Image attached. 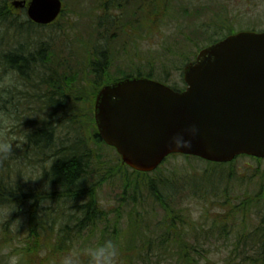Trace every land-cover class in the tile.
<instances>
[{"label":"rangeland","instance_id":"obj_1","mask_svg":"<svg viewBox=\"0 0 264 264\" xmlns=\"http://www.w3.org/2000/svg\"><path fill=\"white\" fill-rule=\"evenodd\" d=\"M13 1L0 0V6L6 4L5 12L9 13L11 21L17 25L0 27V52L18 50L31 54L42 44L43 56V51L40 53L45 61L35 64L34 68L32 66L34 70H25L30 75L26 85H23L16 73L5 71L0 66V86L5 90L0 117H14L16 126L10 135L20 138L14 141L10 155L0 157V179L8 190L15 188L21 191L20 194L33 192L44 195L52 191V183H47L43 177L44 171L51 165L49 158L55 153L66 156L74 145L82 146L81 152L85 157L91 156L101 159L105 165L111 164L109 168L119 163L115 150L106 147L94 127L92 102L96 95L90 99L86 94L94 84L96 74L88 65V54H96L107 60L108 80L112 76L122 77L121 73L149 74L153 68L155 80L165 81L166 78L167 85L182 89L185 85L179 68L182 69L186 62H183L185 58H180V54L195 57L202 47L209 45L208 38H222L229 33L244 30H264V0H62L64 9L59 19L50 26L39 28L26 23L27 19L21 10L11 6ZM221 24L225 26L223 30L218 28ZM124 30L127 34H124ZM183 38H204L205 41H199L200 48L195 50V46L183 42ZM178 44L180 49L177 48ZM163 66L169 69L167 77L162 72ZM71 76H75L73 87L83 90V95L72 97V93L64 89L63 95L57 97L62 102L61 109L56 111L47 107L48 98L54 93L50 85L58 81L65 87V81L72 80ZM9 78L15 81L14 85H6ZM20 93L26 94L28 100H22ZM89 114L91 119L88 118ZM52 121L55 127L54 140L48 149H38L33 144L28 146L26 136L30 127L33 129L35 124V128H40L47 123L50 125ZM25 122L30 123L26 125ZM94 159L85 179L79 181V186L75 188L97 185L100 177L96 173L99 163ZM187 161L194 164L193 160L177 157L163 164L160 169L164 171L165 177L174 180L206 167L201 162L190 167ZM232 169L235 177L228 181L223 176L214 185L213 182L204 185L198 179L199 174H195L189 185L185 184V192L180 191L178 186L170 187L167 191L166 185H162V191L176 198L175 207L184 209L185 215H188L187 220L197 230H206L212 222L230 220L233 208L245 199V195L256 193L260 174L264 171V160L257 162L248 157H240L235 160ZM38 175H42V178L36 181L24 180ZM121 182L120 177L106 180L96 194L99 206L110 220L115 218L119 208L117 199L122 190ZM139 195L147 201L146 205H151L144 188L139 191ZM238 197L242 199L238 200ZM32 206L33 203H29L21 208L29 209ZM62 209L61 204L49 202H41L36 206V212L45 219L51 218V211L60 212ZM119 209L125 216L127 206ZM244 209V219H256L254 208H249V211ZM158 213L162 211L158 209ZM20 216L24 217L21 212ZM20 216L18 219H21ZM72 218L71 225L76 226L73 215ZM59 222L60 219L57 225ZM14 242L12 244H16ZM225 248L224 242L217 243L208 257L215 264H226ZM7 252L9 250L2 253Z\"/></svg>","mask_w":264,"mask_h":264},{"label":"trees","instance_id":"obj_2","mask_svg":"<svg viewBox=\"0 0 264 264\" xmlns=\"http://www.w3.org/2000/svg\"><path fill=\"white\" fill-rule=\"evenodd\" d=\"M6 10V4L0 6V27L7 24L17 26L11 21L12 17L5 12ZM22 14L25 16L23 12ZM26 23L35 27L28 20ZM224 27L221 24L218 28L223 30ZM134 32H136L135 29ZM124 34H127L126 30ZM209 39L207 42L212 44L220 38ZM201 40L205 41L204 38L182 39L189 45L193 44L195 50L200 48L198 42ZM177 48L180 49L179 44ZM40 52L43 56L42 44L31 54H24L18 50L15 52L2 51L0 52V66L4 67L5 71L16 73L23 85H26L29 83L30 75L25 70H30L29 68L34 70L35 64L45 63ZM183 55L180 54V58H185L183 62L193 61V56L189 58L186 54L183 53ZM88 65L96 74L94 84L88 88L86 94L90 99L102 86L119 78L136 74L155 80L153 68L149 74L136 72L125 75L126 73H121L122 77L112 76L108 80L106 79L109 69L108 62L96 54H88ZM161 69L167 77L169 69L164 66ZM74 77L71 76L72 80L65 81L67 84L65 87L61 86L58 81L50 85L54 93L50 94L47 107L56 111L61 109L62 102L57 97L63 95L64 89H68L72 97L83 95V90L73 87ZM164 79L165 81L159 82L166 84V78ZM172 88L177 91L181 90L175 86ZM4 92V88L0 86V111L3 109ZM20 94H22V100H28L26 94ZM88 118L91 119L90 114ZM29 123L25 122L26 125ZM52 125L54 121L40 128H35L33 124V129L30 127L29 134L26 136L27 145L33 144L36 148L45 150L51 144L46 145L47 137L54 136L55 127L53 128ZM177 157L171 156L165 160V163L168 164ZM182 158L193 160V163L197 165L202 163L206 167L202 171L189 173L172 180L170 177H165L164 171L160 168L152 174H144L122 166L120 160L114 167L109 168L112 165H105L101 159L83 156L82 161L71 155V157L67 156L53 161L49 169L44 171V180L55 177L50 181L53 185L50 186L52 191H48L47 194L39 195L33 192L20 194L21 191L18 192L14 190L15 188L8 190L0 179V206L9 208L16 206L18 209L12 212L8 221L0 222V264H9V258L12 255L21 257L20 264H60L62 257L73 251L81 253L80 264H87L86 257L83 255L84 250L107 240L113 241L119 248L118 264H215L208 256L212 248L220 242L226 245L224 249L227 251L226 264H264V171L260 174V184L256 193L246 194L245 199L238 197V200H242L233 208V216L230 220L212 222L209 229L197 230L190 220H187L188 215H185L184 209L179 206L175 207L176 198L162 191V185H166L167 191L170 187L178 186L180 191L185 192V184L187 183L188 186L195 174H199L198 179L204 185L212 182L214 185L215 181L222 180L223 176L228 181L235 177V171L232 169L235 161L229 164H211L197 158ZM93 159L99 163L96 171L97 175H100L95 185L97 187L90 185L82 189L75 188L79 186V181L85 179ZM187 162L190 167L195 166L190 161ZM224 168L228 170L225 171ZM114 177H120L122 181V190L117 199L118 206L119 208L127 206L128 211L123 216L118 208L115 218L110 220L108 214L99 206L96 194L106 180H112ZM19 187L21 186H17ZM142 188L146 190L151 205H146L147 201L139 197V191ZM41 202L61 204L63 209L60 212L51 211L53 212L51 218L45 219L39 212H36V206ZM29 203H33L29 209L21 208L22 205ZM147 207L150 209L148 210ZM251 207L255 209L257 217L247 221L242 215L244 208L249 211ZM158 209L162 211L161 214L158 213ZM39 210L42 211V209ZM20 212L24 217L20 216ZM72 215L76 226L71 225ZM18 216L21 219L15 230L13 221L17 220ZM58 219L60 222L57 225ZM56 225L58 227H55ZM13 242L16 244H12ZM6 250L9 252L3 254L2 252Z\"/></svg>","mask_w":264,"mask_h":264},{"label":"water","instance_id":"obj_3","mask_svg":"<svg viewBox=\"0 0 264 264\" xmlns=\"http://www.w3.org/2000/svg\"><path fill=\"white\" fill-rule=\"evenodd\" d=\"M25 4L13 6L25 7L38 25L53 23L62 10L60 0ZM183 82L184 90L175 91L147 78H128L99 91L95 125L122 165L151 173L173 154L211 163L240 155L264 158V32H238L202 48L184 67ZM190 126L197 128L195 137L184 131ZM174 134L192 139V147L169 148Z\"/></svg>","mask_w":264,"mask_h":264},{"label":"clouds","instance_id":"obj_4","mask_svg":"<svg viewBox=\"0 0 264 264\" xmlns=\"http://www.w3.org/2000/svg\"><path fill=\"white\" fill-rule=\"evenodd\" d=\"M15 81L9 78L6 81V85H14ZM112 101H116L118 98L113 95L110 97ZM14 117L3 116L0 117V157L6 158L13 152V143L18 141L20 138L15 135H10L12 129L15 127ZM192 137H195L197 133V128L195 126H190L184 130ZM19 146V144H17ZM168 147L180 151V149H190L192 147V139H183L182 136L174 134L170 137L168 141ZM42 175L29 176L24 179L25 181L31 180L36 181L41 179ZM52 177L48 183L54 179ZM12 211H18L16 206L11 208L6 206H0V222H6L9 220V215ZM15 223V230H17L19 219L13 221ZM83 255L86 257L87 264H118L119 261V248L111 240H107L102 244L88 247L84 250ZM81 253L78 251H73L62 257L60 264H80ZM21 257L17 255H12L9 258V264H20Z\"/></svg>","mask_w":264,"mask_h":264},{"label":"flooded vegetation","instance_id":"obj_5","mask_svg":"<svg viewBox=\"0 0 264 264\" xmlns=\"http://www.w3.org/2000/svg\"><path fill=\"white\" fill-rule=\"evenodd\" d=\"M116 1V0H114ZM117 2V1H116ZM121 4V3H119ZM25 11V10H24ZM26 15V13H25ZM142 19V18H141ZM95 127V126H94ZM96 129V128H95ZM54 138L53 136H50V137H47L46 141L48 142L46 145H48L49 143H51V141H53ZM50 146V144L48 145V147ZM48 147L46 149H48ZM81 149H82V146H78V145H74L73 148L70 149V152L66 155V156H63L61 154H53L51 158H49V161L51 163H53V161H56L58 160L59 158H66L67 156L71 157V155H73V157H78L79 159L82 160V157L84 156L83 153L81 152ZM78 150V152H77ZM83 161V160H82ZM50 179L47 178L45 181L48 183ZM50 183V182H49Z\"/></svg>","mask_w":264,"mask_h":264}]
</instances>
